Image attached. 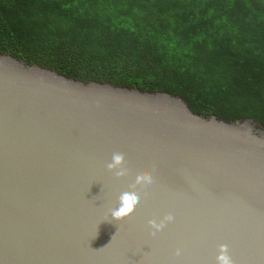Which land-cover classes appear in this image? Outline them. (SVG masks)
<instances>
[{
  "label": "water",
  "instance_id": "95a60500",
  "mask_svg": "<svg viewBox=\"0 0 264 264\" xmlns=\"http://www.w3.org/2000/svg\"><path fill=\"white\" fill-rule=\"evenodd\" d=\"M138 171L153 183L116 221ZM220 244L234 264H264L263 126L0 54V264H217Z\"/></svg>",
  "mask_w": 264,
  "mask_h": 264
},
{
  "label": "trees",
  "instance_id": "16d2710c",
  "mask_svg": "<svg viewBox=\"0 0 264 264\" xmlns=\"http://www.w3.org/2000/svg\"><path fill=\"white\" fill-rule=\"evenodd\" d=\"M0 54L264 127V0H0Z\"/></svg>",
  "mask_w": 264,
  "mask_h": 264
},
{
  "label": "clouds",
  "instance_id": "9594fccd",
  "mask_svg": "<svg viewBox=\"0 0 264 264\" xmlns=\"http://www.w3.org/2000/svg\"><path fill=\"white\" fill-rule=\"evenodd\" d=\"M107 169L114 172L116 177H124L128 173V169L125 166V157L123 153H113L111 162L107 164ZM153 183V176L148 171H138L134 177V183L127 189L123 190L118 197V206L116 208H110L109 212L112 218L116 221L121 220L131 214L136 206L140 203V195L136 190L137 185L141 188L151 185ZM174 217L171 213L165 215L158 223L156 219L148 221L149 225L156 231H160L165 226V222H171ZM156 231L151 234L155 235ZM176 255H180V251L177 250ZM217 264H234L232 257L229 254L228 245H218V253L216 255Z\"/></svg>",
  "mask_w": 264,
  "mask_h": 264
}]
</instances>
